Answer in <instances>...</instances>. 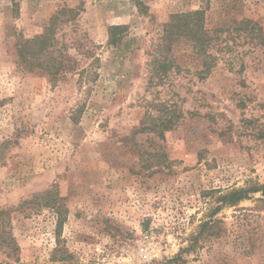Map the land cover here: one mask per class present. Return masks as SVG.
Returning a JSON list of instances; mask_svg holds the SVG:
<instances>
[{
  "label": "rangeland",
  "instance_id": "374dc122",
  "mask_svg": "<svg viewBox=\"0 0 264 264\" xmlns=\"http://www.w3.org/2000/svg\"><path fill=\"white\" fill-rule=\"evenodd\" d=\"M142 1L0 0V208L53 189L65 212L58 239L55 209L11 210L20 249L2 246L0 264H264L261 193L221 201L264 184V0ZM62 7L76 15L58 25L53 77L16 43ZM196 9L214 36L204 76L191 41L160 47L170 15ZM114 25L127 26L116 44ZM162 104L176 125L140 131Z\"/></svg>",
  "mask_w": 264,
  "mask_h": 264
},
{
  "label": "trees",
  "instance_id": "16d2710c",
  "mask_svg": "<svg viewBox=\"0 0 264 264\" xmlns=\"http://www.w3.org/2000/svg\"><path fill=\"white\" fill-rule=\"evenodd\" d=\"M134 1L138 7L146 8L142 0ZM63 15L67 16V18L61 19ZM75 15L74 8L62 7L57 14L50 18L48 25L42 33L18 41L16 46L19 60L31 68L42 69L53 77L64 72L66 69L64 59L62 56L54 54L58 41L56 34L59 23L70 21ZM204 15L205 12L203 9L172 13L169 21L164 27L165 44L160 46L165 48L162 49V51H168L172 50L173 44L182 38L191 41L196 53L202 57V69L200 70L202 76L210 72L216 59L215 56L209 52L214 36L205 26ZM126 29L127 26L124 25L110 26V43L116 44L121 40ZM218 31H221V29ZM260 43L264 45V38H262ZM154 66L156 75L161 77L169 72L175 64L171 58L165 56L164 58L156 57L154 59ZM179 117L180 114L177 113V110L172 105L162 104L160 114L148 113V118L142 122L139 130L143 132L148 130L154 131L163 136L165 131L172 129L176 125ZM259 135L264 137V132H261ZM258 192L261 193L264 199V184H253L247 187L234 188L221 197V201L235 205L241 200L248 198L250 194ZM41 198H45V202H42V200H40ZM57 198H59L58 192L53 189H48L30 200L21 202L16 208H0V248L6 246L8 249V256L16 255L20 247L11 230L8 229L10 222L7 217L10 215L11 210L22 209L23 206L28 203L35 202L37 205H40V207L48 206L55 209L54 212L57 213L56 235L59 239L60 230L65 221V212L63 210V205L58 203ZM65 252H68V249H65ZM63 259H66V256H63Z\"/></svg>",
  "mask_w": 264,
  "mask_h": 264
}]
</instances>
